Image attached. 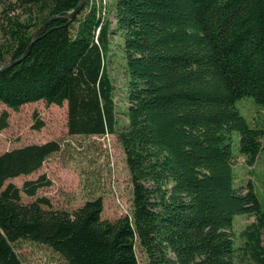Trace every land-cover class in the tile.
I'll return each mask as SVG.
<instances>
[{"label":"trees","instance_id":"1","mask_svg":"<svg viewBox=\"0 0 264 264\" xmlns=\"http://www.w3.org/2000/svg\"><path fill=\"white\" fill-rule=\"evenodd\" d=\"M0 104L68 103L72 134L117 135L133 182L132 214L102 217V196L73 209L46 196L24 202L52 180L30 174L61 148L33 142L0 154V264H25L14 247L29 239L49 245L68 264H264V206L254 184H235L231 134L254 164L264 150V122L251 126L237 101L264 108V0H116L129 73L128 123L117 127L108 70L111 21L103 4L85 0H0ZM8 112L0 116V130ZM37 127H40L36 124ZM47 205L48 207H45ZM255 214L236 246L233 219Z\"/></svg>","mask_w":264,"mask_h":264},{"label":"rangeland","instance_id":"2","mask_svg":"<svg viewBox=\"0 0 264 264\" xmlns=\"http://www.w3.org/2000/svg\"><path fill=\"white\" fill-rule=\"evenodd\" d=\"M96 1L103 4L105 17L111 21V50L107 63L114 83L117 127L120 129L129 121L130 104L123 32L117 24L116 0ZM2 8L0 1V16ZM237 106L251 126L264 122V108L254 97H241ZM3 111L8 112V125L0 130V154L33 142L55 139L61 144V148L50 155L39 169L6 182H14L21 187L25 180L38 178L41 174H46L52 180L50 185L40 187L36 195L30 196L22 191L24 202L46 196L53 208L73 210L89 199L102 196L103 218L116 220L132 214L133 182L126 153L116 134L70 133L67 101L59 105L38 100L26 103L17 110L1 103L0 116ZM231 138L235 152V184L241 186L252 182L264 206V150L258 154L254 164H249L247 157L239 151L238 132L233 131ZM255 220V214L240 213L234 216L232 231L237 247L245 241L242 230ZM13 244L25 264H68L47 244L29 239H21ZM136 251L140 264H148L147 253L139 242ZM237 264L255 263L247 257L238 256Z\"/></svg>","mask_w":264,"mask_h":264},{"label":"water","instance_id":"3","mask_svg":"<svg viewBox=\"0 0 264 264\" xmlns=\"http://www.w3.org/2000/svg\"><path fill=\"white\" fill-rule=\"evenodd\" d=\"M84 1L85 0H80L79 4L71 11L69 12L68 14L64 15L63 17H66V18H70L72 19L73 17H75L79 12L80 10L82 9L83 5H84ZM56 17H59L58 15H53L51 16L50 18H48L46 20V22H44V24L35 32L34 36H33V39L30 43V45L28 46L26 52L18 59L16 60H12L10 62H8L5 66L3 67H0V69H4V68H7L9 66H12L16 63H19L20 61H22L27 55L28 53L30 52V50L32 49V46L34 45V43L38 40L39 36L41 35V33L44 31V29L48 26L49 24V21L53 18H56Z\"/></svg>","mask_w":264,"mask_h":264}]
</instances>
